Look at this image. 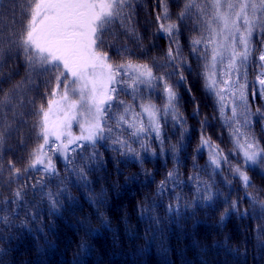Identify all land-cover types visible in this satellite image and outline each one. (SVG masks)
<instances>
[{"label":"trees","instance_id":"obj_1","mask_svg":"<svg viewBox=\"0 0 264 264\" xmlns=\"http://www.w3.org/2000/svg\"><path fill=\"white\" fill-rule=\"evenodd\" d=\"M30 2H0V28H4L0 50V215H7L10 221L0 222V264H264V165L243 167L249 177L247 186L231 170L243 163L236 141L251 136L264 148V95L256 80L264 43L254 38L252 54L231 76L235 84H223L229 76L221 74L218 58V85L211 90L203 76L204 46H199L200 53L192 52L191 40L200 30L197 17L190 13L177 20L185 0H167L166 21L156 19V11L160 14L163 10L158 0H132L123 16L107 23L97 44L92 45V52L106 54L108 65L113 66L111 70L104 67L106 81L99 101L105 99V89L113 87L109 76L115 65L147 63L156 76L165 75L177 93L183 126L158 114L163 144L154 133L132 137L134 129L123 122L116 128L120 115L137 126L141 121L147 126L149 116L141 105L161 107L166 101L163 82L133 89L129 84L134 73L124 68L115 77L117 91L108 93L114 100L108 102L113 106L107 125L113 127L112 138L121 136L139 155L125 154L112 139H98L94 144L79 140L77 144L83 147L69 153L71 163L63 154L51 153L56 173L45 175L39 184L35 182L43 173L31 169L13 180L8 162L26 166L29 154L43 144L45 120L49 130L66 133L63 142L88 135L99 102L94 97L99 86L95 75L102 66L87 67L84 79L77 81L91 86L86 100L89 105L78 107L77 112L68 98H63L67 90L55 86L53 66L29 62L22 48L7 42L11 36L26 34ZM173 22L179 23L178 46L158 30L160 23ZM169 46L178 47L176 61L167 58ZM181 61H186L184 67L176 68ZM69 81L72 79L65 83ZM239 84L246 87L240 89ZM219 87L226 89L223 101L216 95ZM73 116L76 119H71ZM224 117L233 118L226 121ZM202 135L223 150L227 162L222 160L219 169L210 164L212 149L201 147ZM142 144L148 145L147 150ZM169 171L177 173L172 180L167 179ZM161 181H166L163 190ZM205 185H211L214 193L210 201L198 197L197 188L203 192ZM17 189H22L23 196L13 203ZM49 192L59 200L55 208ZM233 201L236 209L231 208Z\"/></svg>","mask_w":264,"mask_h":264},{"label":"snow or ice","instance_id":"obj_2","mask_svg":"<svg viewBox=\"0 0 264 264\" xmlns=\"http://www.w3.org/2000/svg\"><path fill=\"white\" fill-rule=\"evenodd\" d=\"M2 2V0H0ZM34 3V7L31 4ZM132 0H41L40 3H35V0H31L30 14L31 20L27 25L26 34L20 35L19 38L11 36L8 38V43L15 47H20L25 53H27V59L29 62H39L41 65H52L53 70H58L57 61H61L64 65L65 71L59 72L56 75V87L65 88L64 99L68 98V91H74L71 88L72 84L77 83V80L84 79V70L87 68V64L83 65L79 71L74 70L72 65L76 64L77 58L83 55L84 49L95 58L106 60L107 55L98 57L95 52H92V45L97 44L99 39V33L102 32L104 26L109 23L113 18L122 17L126 7H130ZM160 5H163V10L157 15V21H166L169 19L167 0H158ZM99 9V11H96ZM194 13L197 17V23L200 26L199 35L193 37L191 40L192 52L200 53L201 45L204 46V52L202 53L205 63L203 65V76L206 81L205 86L211 90H216L218 85V58L219 66L221 68V74H226L229 79L223 80V84L227 85L230 82L235 84L236 81L231 80V76L234 73L239 72V67L248 60L252 54L254 47V38H259L261 43H264V0H185L182 10L177 15V20L181 21L186 15ZM43 16L40 20V26L36 24L37 17ZM3 20H0V24ZM85 29L87 31H85ZM158 30L162 33H166L170 41V44L179 45L177 39V33L179 31V23H160ZM3 35L4 28H0V50L3 48ZM87 36L88 43L84 45L81 42V37ZM35 53V55H33ZM59 53V54H57ZM167 58L170 61H176L179 58L178 47L173 48L171 46L167 49ZM225 58L227 64H224ZM258 59L260 64V72L257 73L256 80L258 81L260 94L264 95V49L259 50ZM186 61H181L176 64V68H183ZM79 67V66H78ZM109 69L113 68L112 65H108ZM127 68L134 75L130 76L131 83L129 87L136 89L139 85L151 88L154 82H163V91L166 93V101L161 107H157L155 104L147 103L141 105L143 111L148 114L150 123L145 126L141 121L137 126L135 122H129L124 115H120L115 123V127H121V122L127 124L129 128L134 129L130 133L132 137H139L141 134H152L154 138L158 139L163 144L162 126L158 119V114L164 116H170L172 121L176 124L183 126L184 117L178 108L177 93L174 91L171 84L168 83L166 76H156L149 64L133 63L128 61L115 65V71L109 76V82L113 85L111 88H106L104 95L105 99L95 104V114L91 116L90 127L93 131H90L88 135H82L68 139L67 142L61 141V138L65 136V133L58 132L56 130H49L47 122L45 120L42 125L43 132V144L39 148L33 149L29 154L27 164L24 168L16 167L15 162L10 160L8 162L10 179H16L17 177L28 173L29 170H35L43 173L40 180L35 183L39 184L45 175H51L56 173V166L51 153L63 154L65 160L71 163L70 152H75L77 148L83 147L77 144L79 140L89 141L95 143L98 139H112L114 145H120L127 152H134L139 155L136 149L130 147L127 140L122 139L121 136L112 138L111 133L113 127L107 125V118H109V110L112 108V104L108 103L113 101L114 97L108 95L109 92L115 93L117 91L116 85L118 81L115 79L120 74V70ZM48 71L47 68L44 69ZM67 72H71L73 79L68 83ZM61 77H64L61 80ZM180 79L183 80V73H180ZM127 83V82H125ZM87 87V84L84 85ZM238 87L243 89L245 84H239ZM225 88L219 87L216 91V95L223 101L225 97L222 95L225 92ZM81 99H83V89H81ZM55 95V93H52ZM253 94H256V90H253ZM7 97V93L3 94ZM76 101H73L71 108L76 107ZM123 103V101H121ZM43 111V108H41ZM125 112L129 109L125 108ZM221 113H223V106L221 107ZM84 115L83 112L80 113ZM91 115V113H89ZM236 115L235 109H233V117ZM45 118L47 112H44ZM233 117H224L226 121L232 120ZM71 119H76L75 116ZM248 122L247 119L245 121ZM235 131L239 133V128ZM106 133L108 135H106ZM51 137V139H50ZM201 147L208 145L212 151L210 153V164L215 168L221 167L222 160L224 159L223 150L219 146H214L206 136L202 135ZM57 141L61 143L57 144ZM75 145V147H70ZM48 146L47 151H45ZM237 148L242 150L243 163L233 167L231 170L239 174L245 185L249 184V177L243 171L245 165H264V148H261L259 142L253 137L248 136L243 141H236ZM141 147L147 150L148 145L142 144ZM119 150V149H118ZM79 174L83 179V169H80ZM177 176L175 171H169L167 173V179L172 180ZM191 179V178H190ZM166 181L160 182V189L163 190ZM198 197L201 200L210 201L214 193L211 185H205L203 192L197 188ZM23 196L22 189H17L14 194L15 199L21 200ZM48 198L51 202V206L55 208L59 204V200L56 198V194L49 192ZM172 207V206H170ZM231 208H237V202L233 201ZM14 211V210H13ZM227 211V210H226ZM3 212V209H0ZM0 222L9 223L7 215H0ZM23 221L21 224L23 225Z\"/></svg>","mask_w":264,"mask_h":264},{"label":"rangeland","instance_id":"obj_3","mask_svg":"<svg viewBox=\"0 0 264 264\" xmlns=\"http://www.w3.org/2000/svg\"><path fill=\"white\" fill-rule=\"evenodd\" d=\"M159 12H160L159 10L156 11L157 14H159ZM39 21L40 20H38V22L36 23L38 27H39ZM80 39H81V42L84 45L87 44L85 42V40L87 39V36L81 37ZM57 54H59V53H57ZM97 56L98 57H102L101 55H97ZM85 63L88 65L87 66L88 68L94 67V64L97 65V66L98 65L102 66L101 68H97L96 69V75H95L97 77L96 82H98L99 86L97 87V96H96V90L94 91V97H95V99L97 101H99L98 97L103 92V88L105 86V81H106V74L104 73V70H105L104 67L108 66V63H107L106 60H101V59H98V58H95L93 60V57L90 54H88L86 49H84L83 55L81 57L77 58L76 64H73V69L79 71L81 68H83V65ZM56 64H58L59 67H58V70H53V74H54L55 77H56V75L59 74V72L65 71L64 65H63V63L61 61H57ZM84 71L87 72V69H85ZM88 76L90 77V75H88ZM63 79H64V77H61V80H63ZM67 79H72L73 80L75 78L72 77L71 72H67ZM54 82H55V86H56V79L54 80ZM84 85L85 84H83L81 82L75 83L74 86H73V87H75L74 91H70V94L68 96V102H70L71 104H72L73 101L77 102L76 103V107L73 109V110H76L77 112H78V109H79L78 107L85 106V105L88 106L89 105V104L86 103V100L88 99V96H89L88 90L90 89L91 86L87 85V87L85 88ZM81 89H83V97H84L83 99H81V94H82L81 93ZM82 110H83V108H82Z\"/></svg>","mask_w":264,"mask_h":264}]
</instances>
